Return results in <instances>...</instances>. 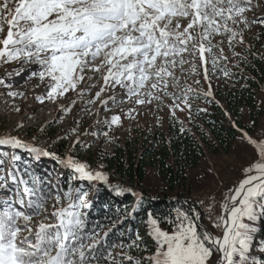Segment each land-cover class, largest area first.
Segmentation results:
<instances>
[{
  "label": "snow or ice",
  "instance_id": "snow-or-ice-1",
  "mask_svg": "<svg viewBox=\"0 0 264 264\" xmlns=\"http://www.w3.org/2000/svg\"><path fill=\"white\" fill-rule=\"evenodd\" d=\"M256 26L259 32H254ZM249 33L254 40L264 37V0H0V89L4 90L0 96L6 98L11 111L21 113L15 101L28 97L24 91L13 90L10 81L28 66L38 65L39 70L32 71L29 79L39 81L32 88L46 87V96H34L41 104L45 99L59 103L69 92L83 98L95 87L89 82L99 75L103 84L87 104L99 100L107 108L108 101L115 103L116 97L103 99L101 94L118 87L126 90L125 98H134L135 104L156 103L161 110L165 106L172 117L177 110L188 109L191 122L194 100L219 104L210 82L209 63L213 72L219 70L230 78L229 63L241 68L248 64L249 56L264 59V53L253 51L254 45L246 39ZM198 68H203L206 90L193 87L201 84L195 79L200 75ZM189 78L192 84L187 83ZM75 104L76 100L67 107L61 104L60 111L67 114ZM83 111L91 114L88 108ZM196 112L206 113L207 108ZM224 114L231 118L227 111ZM120 120L119 115H112L104 123L110 130ZM23 127L20 121L12 131ZM233 127L237 125L233 123ZM238 130L241 144L251 150L247 165L242 167L243 179L224 194L219 214H213L214 197H209L206 206L207 219L220 235L201 225L196 209L190 210L191 215L177 209L174 219L161 220L148 213L145 226L150 239L139 231L134 236L119 232L118 237L123 238L119 242L109 237L123 220L113 222L107 231L102 225L87 231L88 212L84 210L91 205L83 185L65 192L69 203L57 207L59 191L53 197L45 181L18 164L21 157L14 150L24 149L35 160H57L72 170V179L93 187V182L108 183L106 174L71 155L78 144L90 147L80 140L77 129L65 136L77 133L63 158L11 132L0 134V146L6 149L0 151V264H264V236L257 241L261 231L257 222L264 223V125L256 136ZM38 131L43 133L45 127ZM104 134L109 135L107 131ZM36 139L32 137V141ZM213 171L208 169L209 174ZM110 188L116 195L132 191L119 185ZM133 194L140 201V194ZM53 198L49 213L48 201ZM50 217L55 222L45 223Z\"/></svg>",
  "mask_w": 264,
  "mask_h": 264
},
{
  "label": "rangeland",
  "instance_id": "rangeland-1",
  "mask_svg": "<svg viewBox=\"0 0 264 264\" xmlns=\"http://www.w3.org/2000/svg\"><path fill=\"white\" fill-rule=\"evenodd\" d=\"M249 16L251 17V13H249ZM259 31V26H256L254 28V32ZM252 37L253 33H249L246 36V39L254 45L253 51L257 50L258 53H264V49L260 48L261 44L259 42L263 37L260 40H254ZM237 51H241V48L237 47ZM225 53L231 60V53L227 51L226 47ZM197 63L199 64L198 61ZM227 66L230 69L231 74L241 70V68L232 67L231 63ZM208 68L211 75L210 82L213 94L215 95L218 88H223L230 84V78L224 77L219 70L213 72L211 70L210 63L208 64ZM38 70V65H30L26 68L25 72L21 73L20 76L14 77L13 80L10 81L13 84V90L18 89L20 91H24L28 97L27 100L17 98L15 101L16 104L20 105L22 108L21 113L11 111L5 103L6 98L4 96H0V134L11 132L12 135H17L23 140L33 142L36 145L42 146L48 151L54 153L59 146L67 144L68 154L73 141L76 139L77 133L67 135V138H65V136L70 133L71 129L75 128L80 134V140L83 143L90 145V147L84 149L78 144L74 149H72L71 155L81 162H86L91 169L99 170L108 176L110 174L108 172H104L102 164L96 162L95 157L90 153L91 151L97 153V150H99L110 153L114 147L124 144L127 140H131L136 143V149H138L139 144L145 135L149 132L165 128L168 116L171 115L167 107L161 106L162 110L158 109L156 103H152L150 105L135 104L134 98H125L126 90L118 87L101 94V98L103 99H107L109 96L113 95L116 97L115 103L111 100L108 101L107 108L101 106L99 100H97L94 104H87L86 100L94 97L95 93L99 91L100 85L103 84V80L99 75H97L94 80L89 82L91 85H95V87H92L90 91L86 92L83 98L78 97L73 92H69L65 94L67 99L61 98L59 103H53L50 100L45 99L44 103L41 104L34 99V96H46V87L42 84L39 88H32V85L39 83V81L29 79L30 73ZM198 71L200 75L196 76L195 79H200L201 84L199 86L193 84V87H203L206 90L207 82H205L202 78L203 68H198ZM86 75H91V73H87ZM26 80L28 81L27 84H25ZM187 83L192 84V78H189ZM83 86V84L80 85V87ZM2 91L4 90L0 89V92ZM72 100H76V104L72 105L71 112L65 114L60 111L61 104L67 107L71 104ZM256 101L257 104L264 109V88H260L256 91ZM9 103H11L10 100ZM167 103L170 104L171 101L168 100ZM181 107H183V105H181ZM193 107L207 108V104L203 102V99L194 100L192 102V108ZM84 108L90 109L91 114H86L83 111ZM188 114V109H185L183 112L177 110L175 116L185 122ZM112 115H119L121 120L119 125H113L109 130L104 121L110 120ZM74 120H79V125L74 123ZM20 121L24 122V127L18 129L17 131H12L14 126ZM97 121H99V123H97ZM245 122H248L246 117ZM42 125L45 127V131L43 133L38 131ZM262 125H264V115L260 118L255 131L249 135L256 136L260 134ZM86 129L87 134H84ZM106 131L109 133L108 136H105L104 134ZM241 134L242 133L239 134L228 153H212L205 148L200 164L196 168L188 171L190 191L185 196L198 204H200V200H203L204 203H208L209 197H214L216 201V208L214 209V212H216L213 213L214 215L220 213L219 203L227 190L238 184V182L243 179L242 167L247 165L251 155V150L246 149L245 146L241 144L239 140ZM33 136L37 137L35 141H32ZM4 150L6 149L0 146V151ZM17 150L20 152L21 157L24 160L23 163L25 167L33 173L36 169L42 170L43 165H47L48 168L52 169V165L57 162L55 159L45 157L35 160L26 150L15 149L14 151L16 152ZM77 155L85 156L87 160H80ZM65 156L58 157L63 158ZM18 164L20 166L23 165L19 162ZM54 167L55 169L52 170V173H49L48 176V185L50 188H53L55 185L58 187L59 176L64 170V166L60 163ZM209 168H214L215 171L209 174ZM73 182L74 186L71 188L73 192L76 189V185L78 187L79 185H83V190L88 192L87 199L91 197L93 189L90 187L87 188L88 186L85 184L86 181L82 182L73 179ZM112 185H115V183ZM126 185H128L127 188L132 189L134 192L141 193V191H146L151 196L162 194L163 188V184L156 172V169L151 167L146 169V177L141 186H129L128 183H126ZM58 191L61 196V203L57 205V207H66L69 201L64 199L65 192H61L60 190ZM171 195L176 196L177 194L171 193ZM53 204L54 198L48 201L47 207L49 213L53 211ZM145 221L140 225L137 224L138 226L137 229L134 230V235L137 231H139L146 239H150L146 235L147 229ZM53 222H55L54 218L51 217L45 221V223ZM202 223L207 226L213 235H220V231L212 228L208 221L202 219ZM161 226L165 227L164 225ZM107 227L109 226L103 227V229L106 230ZM167 230L170 231L171 229L167 228Z\"/></svg>",
  "mask_w": 264,
  "mask_h": 264
},
{
  "label": "trees",
  "instance_id": "trees-1",
  "mask_svg": "<svg viewBox=\"0 0 264 264\" xmlns=\"http://www.w3.org/2000/svg\"><path fill=\"white\" fill-rule=\"evenodd\" d=\"M259 42L261 45L264 44V37ZM260 88H264V59L259 56L253 59L249 56L248 64L241 65L239 72L232 73L230 84L216 90L214 96L219 104L215 102L207 104L206 113L196 112L198 107H193L191 122L189 114L185 122L177 116L169 115L165 128L145 135L138 149L136 143L127 140L124 144L114 147L110 153L91 151L96 162L102 164L104 172L111 175H107L109 179L105 184L115 183L122 188L128 187L126 183L129 186H141L146 177V169L151 167L156 169L163 188L162 194L155 196L141 191V199L138 201L133 190L116 195L110 186L93 182L95 184L93 187L86 181L87 188L93 189L88 199L91 206L84 210L88 212L87 231L91 233L97 225L111 227L113 222L123 220V223L116 224L109 237L119 242V239L123 238L118 237V233L124 231L126 236H134V230L148 218L149 212L161 220L165 217L174 219L177 209L188 211L191 215L190 210L193 207L198 208L199 204L185 196L190 191L188 171L200 164L205 148L212 153H228L241 133L238 129H243L249 134L255 131L260 118L264 115V109L256 101V91ZM225 111L231 118L224 114ZM245 117L248 122H245ZM253 120L255 127L252 126ZM233 123L237 127H233ZM181 127L185 129L184 132L180 131ZM67 152L68 146L64 144L56 149L55 154L65 156ZM16 154L21 157L18 150ZM77 156L80 160H87L85 156ZM23 161L21 157L19 163L23 164L20 166L22 170L26 168ZM55 165L59 163L52 165V169L43 165L42 170L34 171L35 175L45 181L46 189L50 188L48 176L55 169ZM73 175L75 174L71 169L64 167L59 176L58 187L55 185L51 188L53 196L58 190L67 192L69 188H73ZM171 193L177 195L172 196ZM162 225L171 229L166 224ZM258 225L261 231L257 234V241L264 236V223L258 221Z\"/></svg>",
  "mask_w": 264,
  "mask_h": 264
},
{
  "label": "built area",
  "instance_id": "built-area-1",
  "mask_svg": "<svg viewBox=\"0 0 264 264\" xmlns=\"http://www.w3.org/2000/svg\"><path fill=\"white\" fill-rule=\"evenodd\" d=\"M208 203H204L203 205L202 204H199V207L198 208L195 207L196 210H197V212L200 214L201 219H205L206 221H208V219H207V212H206V206H207Z\"/></svg>",
  "mask_w": 264,
  "mask_h": 264
},
{
  "label": "water",
  "instance_id": "water-1",
  "mask_svg": "<svg viewBox=\"0 0 264 264\" xmlns=\"http://www.w3.org/2000/svg\"><path fill=\"white\" fill-rule=\"evenodd\" d=\"M101 184H103V185H105V183H103V182H100ZM201 223V225L203 226V227H207L206 225H204L202 222H200Z\"/></svg>",
  "mask_w": 264,
  "mask_h": 264
},
{
  "label": "bare ground",
  "instance_id": "bare-ground-1",
  "mask_svg": "<svg viewBox=\"0 0 264 264\" xmlns=\"http://www.w3.org/2000/svg\"><path fill=\"white\" fill-rule=\"evenodd\" d=\"M194 208H195V207H194ZM215 208H216V207H215ZM215 212H216V211H215ZM215 212H214V213H215ZM220 234H221V233H220Z\"/></svg>",
  "mask_w": 264,
  "mask_h": 264
}]
</instances>
